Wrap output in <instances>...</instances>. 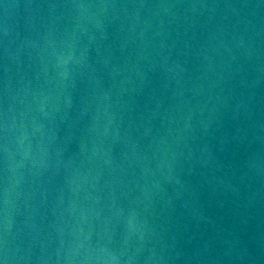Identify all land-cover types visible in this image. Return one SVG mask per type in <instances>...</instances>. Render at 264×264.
Segmentation results:
<instances>
[{
	"label": "water",
	"instance_id": "1",
	"mask_svg": "<svg viewBox=\"0 0 264 264\" xmlns=\"http://www.w3.org/2000/svg\"><path fill=\"white\" fill-rule=\"evenodd\" d=\"M0 264H264V0H0Z\"/></svg>",
	"mask_w": 264,
	"mask_h": 264
}]
</instances>
